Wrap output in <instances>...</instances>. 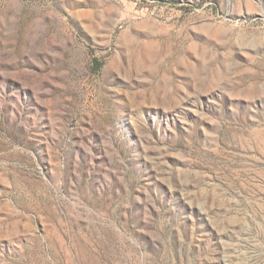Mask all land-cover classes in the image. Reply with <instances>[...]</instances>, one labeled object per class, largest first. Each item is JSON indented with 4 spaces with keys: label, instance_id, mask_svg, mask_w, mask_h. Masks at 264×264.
<instances>
[{
    "label": "rangeland",
    "instance_id": "rangeland-1",
    "mask_svg": "<svg viewBox=\"0 0 264 264\" xmlns=\"http://www.w3.org/2000/svg\"><path fill=\"white\" fill-rule=\"evenodd\" d=\"M0 264H264V0H0Z\"/></svg>",
    "mask_w": 264,
    "mask_h": 264
}]
</instances>
